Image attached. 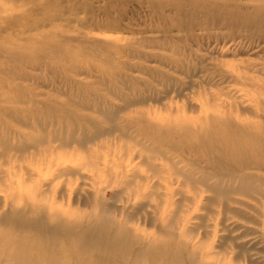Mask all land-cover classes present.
Segmentation results:
<instances>
[{
  "label": "rangeland",
  "instance_id": "374dc122",
  "mask_svg": "<svg viewBox=\"0 0 264 264\" xmlns=\"http://www.w3.org/2000/svg\"><path fill=\"white\" fill-rule=\"evenodd\" d=\"M250 4L0 0V151L12 148L0 156V256L57 246L88 264L71 240L14 227L44 202L172 248L168 259L147 250L144 264H264V186L230 167L264 161L244 134L264 141V21Z\"/></svg>",
  "mask_w": 264,
  "mask_h": 264
},
{
  "label": "bare ground",
  "instance_id": "6f19581e",
  "mask_svg": "<svg viewBox=\"0 0 264 264\" xmlns=\"http://www.w3.org/2000/svg\"><path fill=\"white\" fill-rule=\"evenodd\" d=\"M162 1H171V0H151V3L153 6L156 7L157 6L156 4ZM199 1H203L207 3V5L211 6L213 10V8L214 9L243 8L234 4L239 3V1H246V0H199ZM249 1H253L254 4L245 5L244 9H251V12L261 15L260 20L262 23L264 21V0H249ZM207 23L216 26V24H218L219 22H216L214 24L212 22L211 23L207 22ZM191 26L192 28L196 27L197 29H201V28H206L208 25H205V23L201 22V23H194ZM258 27L259 24L254 28H258ZM254 28L248 27L246 29L253 31ZM260 39H262L261 41H264V36H262V38ZM220 120L224 122L225 126H231V125L236 126L233 124L232 121L214 115L208 117V119L205 122L206 123L212 122L209 124H214L216 123V121H220ZM158 125L159 126L166 125L167 127H172L175 124L170 121H165ZM180 125L184 126L183 128L185 129V131L190 130L188 126L182 124ZM239 130L242 132L240 127ZM240 131L237 130L236 133L238 135H241ZM231 133L232 132L229 131V133L226 134V137L228 139L232 138L233 134ZM210 134L211 132L208 133L207 131L206 135L209 136ZM244 134L249 136V140H250L248 141L249 145L260 144L259 146L261 148L264 146L263 143L264 141L260 140L259 137L253 136L252 133H248L245 130H244ZM238 147L239 146L235 148L239 150ZM10 149L12 150V148H5L2 151H0V156L2 157L4 154H6V150H10ZM13 150L18 152L24 151V149L21 151L15 148H13ZM36 150L39 151V149H35V151ZM237 163L238 164L232 165L230 167L238 171L239 175L235 176L232 173L231 179H236L242 182L257 176L258 181H260V183L264 186V177H261L260 174L253 172V171H264L263 160L252 161L249 159L241 158ZM54 164L60 165V163H56V162ZM62 167L63 168L61 169V173L62 174L64 173V175L65 174L76 175L78 174V172H80L81 169V166H76V165L75 166L63 165ZM246 170H250L252 172H248ZM203 185H205L204 182ZM29 203L30 205L27 207V210L32 215V217L29 219L20 218L14 227L17 229H23L28 231L33 230L37 232L39 236L46 242L47 245H52L53 243L55 244L57 242V239L58 240L60 239L59 241L61 240L63 241L64 238L71 240V242H73L75 246L80 247L82 249L90 250L89 253L87 254L85 253L82 256V260L87 261L88 264H144L143 260H139V256H141L147 250L151 256L163 255L167 259L170 256H172V251H173L172 248H167L166 249L167 251L165 249H163L164 251H162V249L160 250L152 249L153 241L151 242L145 237H141L137 235L134 231H131L128 227H125L124 225L125 221L108 218L104 215V213H100V215L90 218L89 220L87 219L86 221H84L81 218L74 220L72 218L70 219L64 216L63 213H61L57 209L48 207L46 204H44V202L42 203L29 202ZM6 216L7 214L1 216L0 219L5 218ZM83 221L86 223H83ZM14 242L20 243L17 242V240H14ZM34 247H37L36 244H34ZM56 248L57 246L54 247V249L53 248L50 249L48 246L47 247L45 246L43 248L37 247L35 248L36 257L34 259L21 260V262H17L15 264H70V263L76 264L78 258L75 255V253L73 255L71 254L69 255L66 249L60 247L57 248V250H55ZM18 250H20V248ZM159 251H162L163 253H158ZM128 253L133 256L132 261L129 262L126 261V257H125V255ZM0 264H12V263L7 257L1 255ZM183 264H187V263L184 262Z\"/></svg>",
  "mask_w": 264,
  "mask_h": 264
}]
</instances>
